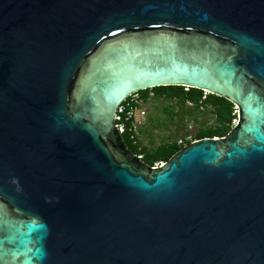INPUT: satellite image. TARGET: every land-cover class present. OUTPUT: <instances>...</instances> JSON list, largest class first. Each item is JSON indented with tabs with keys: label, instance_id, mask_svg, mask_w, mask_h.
<instances>
[{
	"label": "water",
	"instance_id": "obj_1",
	"mask_svg": "<svg viewBox=\"0 0 264 264\" xmlns=\"http://www.w3.org/2000/svg\"><path fill=\"white\" fill-rule=\"evenodd\" d=\"M234 105L159 167L129 97ZM0 264H264V0H0Z\"/></svg>",
	"mask_w": 264,
	"mask_h": 264
},
{
	"label": "trees",
	"instance_id": "obj_2",
	"mask_svg": "<svg viewBox=\"0 0 264 264\" xmlns=\"http://www.w3.org/2000/svg\"><path fill=\"white\" fill-rule=\"evenodd\" d=\"M139 94L145 101L149 99L150 94H153L155 99L164 98L169 101H175L179 104L182 114L184 115H191V111L204 108L206 111L213 114L216 119V125L213 128L199 130L194 137L188 141L181 139L185 142L184 144H178V142L175 141L173 143L162 144L154 149H147L143 146L142 141L133 145L129 137L123 134L121 137L130 152L136 156H142V161L151 168L159 163L167 162L173 155L192 142L204 138L225 137L235 125L233 122L237 120V113L234 105L223 98H218L199 90L184 87H162L143 91ZM187 104H191L190 106H193V110H191L192 108H188ZM186 109L189 110L187 111ZM166 113L169 114V116L174 115L171 111H166ZM140 133L143 135L147 132L141 129Z\"/></svg>",
	"mask_w": 264,
	"mask_h": 264
},
{
	"label": "rangeland",
	"instance_id": "obj_3",
	"mask_svg": "<svg viewBox=\"0 0 264 264\" xmlns=\"http://www.w3.org/2000/svg\"><path fill=\"white\" fill-rule=\"evenodd\" d=\"M187 105L193 110V106ZM166 111H171L174 115L169 116ZM191 112V115H184L175 101L164 98L155 99L151 94L146 105V118L142 127L147 133L140 136L143 146L154 149L162 144L178 142L181 139L188 141L199 130L213 128L216 125L215 116L204 108ZM236 122L237 120L233 124ZM161 165L162 163H159L155 167Z\"/></svg>",
	"mask_w": 264,
	"mask_h": 264
},
{
	"label": "built area",
	"instance_id": "obj_4",
	"mask_svg": "<svg viewBox=\"0 0 264 264\" xmlns=\"http://www.w3.org/2000/svg\"><path fill=\"white\" fill-rule=\"evenodd\" d=\"M148 101L149 99L145 101L138 93L129 97L117 110L115 118L117 131L120 136L126 134L133 145L141 141L140 131L145 123L146 105ZM184 143L183 140L178 141V144ZM136 158L142 160V156L140 155L136 156Z\"/></svg>",
	"mask_w": 264,
	"mask_h": 264
}]
</instances>
